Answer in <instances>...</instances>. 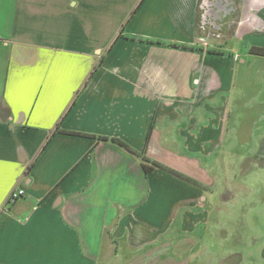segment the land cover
<instances>
[{"label":"crops","instance_id":"1","mask_svg":"<svg viewBox=\"0 0 264 264\" xmlns=\"http://www.w3.org/2000/svg\"><path fill=\"white\" fill-rule=\"evenodd\" d=\"M217 6L228 37L201 41ZM263 20L264 0H0V264H134L165 247L198 187L143 157L206 172L224 114L200 100L229 87L240 41L264 47Z\"/></svg>","mask_w":264,"mask_h":264},{"label":"rangeland","instance_id":"2","mask_svg":"<svg viewBox=\"0 0 264 264\" xmlns=\"http://www.w3.org/2000/svg\"><path fill=\"white\" fill-rule=\"evenodd\" d=\"M211 9L215 27L201 29L199 39L209 35L221 42L228 37L220 24L225 11ZM261 27L264 37V20ZM246 45L240 41L235 47L238 63H232L229 87L200 100L210 106L207 114H224L223 138L206 160L212 165L198 164L207 172L199 176L205 182L189 176L200 187L169 214L165 247L161 238L147 253L129 251V258L145 253L135 256L134 264H264V57L247 54ZM193 113L200 115L198 107ZM166 141L177 152L179 141L172 144L169 135ZM157 217L166 221L165 207Z\"/></svg>","mask_w":264,"mask_h":264},{"label":"trees","instance_id":"3","mask_svg":"<svg viewBox=\"0 0 264 264\" xmlns=\"http://www.w3.org/2000/svg\"><path fill=\"white\" fill-rule=\"evenodd\" d=\"M208 51H209V53H217L214 50H208ZM248 52L251 53V54H253V55L263 56L264 57V47H262V46H252V47H250L248 49ZM151 130H152V125L150 127L148 136L146 138L145 145L148 142V139H149V135H150ZM117 142L120 145H122L123 147H125L127 150L132 151L127 145H125V144H123V143H121L119 141H117ZM143 161H145V163L142 165L143 170H144L145 173H148L149 171H151L153 169V167H157V168L163 169L164 171L172 174L175 177H178V178H180V179H182L184 181H187V182H189V183H191V184H193L195 186L200 187L199 184L195 180H193L191 177H189V176H187L185 174H182V173L178 172L177 170H175V169H173L171 167H168V166L163 165V164H161L159 162L150 160L149 158H146V157H143ZM146 162H149L151 165L146 164Z\"/></svg>","mask_w":264,"mask_h":264},{"label":"built area","instance_id":"4","mask_svg":"<svg viewBox=\"0 0 264 264\" xmlns=\"http://www.w3.org/2000/svg\"><path fill=\"white\" fill-rule=\"evenodd\" d=\"M201 39H203V38H201ZM23 194H24V189L23 188H20V189H17L15 191H12L11 194H10L9 200L10 201H14L15 199H17L19 196H22Z\"/></svg>","mask_w":264,"mask_h":264}]
</instances>
